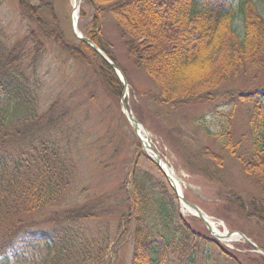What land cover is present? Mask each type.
I'll return each instance as SVG.
<instances>
[{
  "label": "trees",
  "instance_id": "trees-1",
  "mask_svg": "<svg viewBox=\"0 0 264 264\" xmlns=\"http://www.w3.org/2000/svg\"><path fill=\"white\" fill-rule=\"evenodd\" d=\"M16 2L50 40L91 67L108 95L120 102L123 84L113 68L85 42L65 38L49 0ZM106 15L125 39L127 57L154 83L157 92L151 98L158 106L211 104L221 96L216 93L221 86L264 69V17L252 0H83L79 30L120 68L103 34ZM237 17L241 37L233 27ZM44 53L34 31L11 42L0 26V264H108L112 210L106 195L78 201L80 166L65 113L57 114L56 103L46 110L40 106L37 65ZM226 96L228 118L238 104H250L249 148L243 145L245 135L233 142L226 128L213 135L259 186V208L247 210L242 203L240 208L264 228V90ZM204 153L222 164L208 148ZM141 156L152 162L145 152ZM161 176L134 164L129 212L122 217L132 224L131 264H197L204 246L231 258L232 250L182 216ZM242 246L254 248L248 242ZM254 262L264 264V255Z\"/></svg>",
  "mask_w": 264,
  "mask_h": 264
},
{
  "label": "rangeland",
  "instance_id": "rangeland-1",
  "mask_svg": "<svg viewBox=\"0 0 264 264\" xmlns=\"http://www.w3.org/2000/svg\"><path fill=\"white\" fill-rule=\"evenodd\" d=\"M49 1L65 38L75 41L71 30L73 1ZM79 1L80 7L83 0ZM240 1L233 0L235 4ZM252 1L264 17V0ZM91 14V9H87V16ZM0 26L11 42L34 31L43 43L45 53L37 65L41 109L46 110L56 103L57 114L65 113V124L69 127L80 166L78 201L86 197L107 196L106 205L112 210L108 218L112 237L108 264H131L132 224H124L122 217L129 212L126 199L134 164L138 162L143 170L159 178L162 174L167 181L165 175L141 156L142 144L123 114L121 99L117 102L108 95L91 67L50 40L35 22L21 12L16 0H0ZM233 27L241 37L243 26L240 17L235 18ZM103 34L117 64L125 71L127 90L124 99L128 110L149 132L150 144L181 179L183 197L218 223L219 231L227 229L242 232L263 249L264 228L255 218L244 216L240 208L241 203L247 210L259 208V186L242 171L236 157L221 148L213 134L226 128L233 142L245 135L243 145L249 148L247 112L250 104H238L233 115L228 118L226 93L264 90V69L248 71L246 75L221 86L216 90L217 95L221 96L211 104L173 110L152 101L151 95L157 92L156 87L143 69L127 57L125 39L121 37L110 15H106L103 20ZM28 46L31 49L33 44ZM204 148L216 154L222 164L208 157ZM180 212L194 229L203 234L208 233L201 219L183 206H180ZM243 242L247 241L239 236L219 240L223 247L232 250L229 252L231 258L215 246H204L199 251L197 264H255L254 260L263 254L253 245V249L244 248ZM203 256L209 260L202 262Z\"/></svg>",
  "mask_w": 264,
  "mask_h": 264
},
{
  "label": "water",
  "instance_id": "water-1",
  "mask_svg": "<svg viewBox=\"0 0 264 264\" xmlns=\"http://www.w3.org/2000/svg\"><path fill=\"white\" fill-rule=\"evenodd\" d=\"M78 5H77V0H74V4L72 6V10H78ZM71 30L73 35L78 38L79 40L85 42L87 45H89L95 52H97L115 71L116 75L118 76V78L121 80L122 84H123V89H124V94L127 90V81L125 79V76L123 74V72L119 69V67L114 64L103 52L102 50L96 46L93 41L91 39H89L88 37L84 36L81 32H79V30L77 29V23L73 20V18L71 17ZM121 106H122V110L123 113L126 117V119L129 121L133 131L135 132L136 136L139 138V140L142 143V147L143 149L147 150L148 152H150L149 156L153 159L154 163L158 166V168L164 173L165 177L167 178V180L170 183V179L169 176L166 174V172L163 170L162 167V163H164L163 159L159 156V154L156 152L155 148L149 143L148 138L146 137V140H143V138L141 137V135L139 134V127L143 128V126L139 123V121L137 120V118L135 116H133L127 107V104L125 102L124 99V95L121 97ZM146 135H148V132L145 130ZM152 153V154H151ZM171 184V183H170ZM172 186V185H171ZM174 192L176 193L178 199L181 200V204L185 207H189L192 211L193 214H195L196 216H198L203 222L204 224L208 227L210 233L217 237V238H222L221 234H216L215 232L212 231V229L209 227V221L207 220L208 216L204 215L201 212V209L187 201L183 195L181 194V192L177 191V189L175 187H173ZM232 234H236L240 237H242L244 240H246L247 242L251 243L253 246L257 247L245 234H243L242 232H234V231H226V235H232ZM258 251L261 252L264 255V250L257 247Z\"/></svg>",
  "mask_w": 264,
  "mask_h": 264
},
{
  "label": "bare ground",
  "instance_id": "bare-ground-1",
  "mask_svg": "<svg viewBox=\"0 0 264 264\" xmlns=\"http://www.w3.org/2000/svg\"><path fill=\"white\" fill-rule=\"evenodd\" d=\"M73 1V4H74V0ZM80 3L79 0H77V5ZM77 10H73L72 11V14H71V17L73 18V20L77 23ZM139 134L141 135V137L143 138V140H146V132L143 128L139 127ZM149 136V135H148ZM162 167L164 169V171L166 172V174L169 176V179H170V183L173 187H175L177 189V191L179 192H183V187H182V181L181 179L178 177V175L176 174V172L174 171V169L172 167H170L169 165L167 164H164L162 163ZM184 208H186L189 212H193L189 207H185L183 206ZM207 220L209 221V227L215 231V233H219V228H218V223H213L211 219L207 218ZM223 239H226V240H229V239H234L237 237L236 234H233V235H226V232L222 233L221 234Z\"/></svg>",
  "mask_w": 264,
  "mask_h": 264
}]
</instances>
